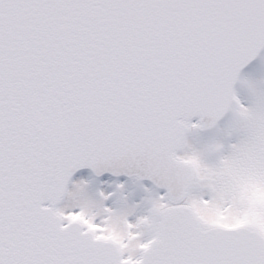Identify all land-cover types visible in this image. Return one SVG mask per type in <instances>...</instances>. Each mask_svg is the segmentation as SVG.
<instances>
[{"label":"snow or ice","instance_id":"obj_1","mask_svg":"<svg viewBox=\"0 0 264 264\" xmlns=\"http://www.w3.org/2000/svg\"><path fill=\"white\" fill-rule=\"evenodd\" d=\"M261 52L264 0H0V264H264V207L244 219L264 78L241 76ZM229 112L223 139L190 142ZM84 168L146 195L92 194ZM106 217L142 226L133 250Z\"/></svg>","mask_w":264,"mask_h":264},{"label":"rangeland","instance_id":"obj_2","mask_svg":"<svg viewBox=\"0 0 264 264\" xmlns=\"http://www.w3.org/2000/svg\"><path fill=\"white\" fill-rule=\"evenodd\" d=\"M261 65L258 67L256 66L251 71L248 72V75L246 78L258 80L260 78H264V58L261 61ZM255 71V73H254ZM238 97L240 98L241 102L244 104H248L249 102V93L246 88L242 87L240 85L239 91H238ZM232 119V114L230 112V116L228 120L225 122L226 124L217 132V134L211 135V137L207 139H199L196 135H192L189 137L190 142L196 146L201 147L203 144L208 143L214 139H223L224 133L227 129V126L229 122ZM227 143L228 141L225 140ZM234 142V138L233 141ZM193 166H195V163L193 162ZM88 180L89 183V192L92 194H96L99 191H103L105 194L108 193H115L117 192L116 185L118 184H124V183H97V182H91L87 177L86 178H76V181L78 180ZM125 189L123 191V195L128 197L129 203H140L143 196L146 195V193L143 192V190L139 187H134L130 185L129 183H125ZM71 187V185H70ZM116 199V197H112L108 201H106V204L108 206H114L113 201ZM246 199L249 204V208L247 213L245 214L244 219L246 221L252 220L253 217H255V220L259 219V212L257 211L258 208L264 207V188L258 186V185H249L246 192ZM200 211L205 218L212 220L214 222L220 223L224 222L229 219V212L237 211V209H232L229 211H226L223 207H205L204 209H197ZM77 219H80L82 223L90 224V219L85 220L84 216H79ZM91 226V225H90ZM93 229L95 226H91ZM136 226H134L135 228ZM105 229L107 231V235L103 238H111L113 239L117 244L124 248H128L129 250H133L137 246L138 238L140 236V230H142V226H140V230H132L129 229L128 226L123 221L115 220L111 217L105 218Z\"/></svg>","mask_w":264,"mask_h":264},{"label":"water","instance_id":"obj_3","mask_svg":"<svg viewBox=\"0 0 264 264\" xmlns=\"http://www.w3.org/2000/svg\"><path fill=\"white\" fill-rule=\"evenodd\" d=\"M264 58V57H263ZM262 58V59H263ZM262 59L260 60V62L257 64V66L259 67L260 65H261V61H262ZM239 87H240V85H239ZM238 91H239V88H238V90H237V95H238ZM226 124V123H225ZM225 124H223L222 126H221V128L225 125ZM221 128L219 129V130H221ZM219 130H217L214 134H217V132L219 131ZM214 134H212V135H214ZM76 178H86V176L84 177V176H77ZM75 178V179H76ZM97 183H105V182H109L107 179H105V180H99V181H96ZM117 182H119V183H129L130 185H132V186H136V187H139L138 186V184L137 183H135L134 181H125V182H123V181H117ZM140 188V187H139Z\"/></svg>","mask_w":264,"mask_h":264},{"label":"bare ground","instance_id":"obj_4","mask_svg":"<svg viewBox=\"0 0 264 264\" xmlns=\"http://www.w3.org/2000/svg\"><path fill=\"white\" fill-rule=\"evenodd\" d=\"M74 181H76V179H74Z\"/></svg>","mask_w":264,"mask_h":264}]
</instances>
